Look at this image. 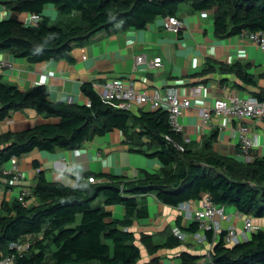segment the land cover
<instances>
[{
    "label": "trees",
    "instance_id": "obj_1",
    "mask_svg": "<svg viewBox=\"0 0 264 264\" xmlns=\"http://www.w3.org/2000/svg\"><path fill=\"white\" fill-rule=\"evenodd\" d=\"M20 15H39L35 25L17 18L0 20V48L8 50L30 64L71 60L72 45L87 40L117 24L125 28L146 29L158 18L178 17L183 4L194 13L214 11V34L219 39L240 37L243 33L264 31V0H0ZM48 6L59 13L56 20L46 15ZM238 75L254 84L241 67ZM90 103L69 104L50 100L47 90L37 86L22 91L0 82V122L14 112L32 106L58 123L37 125L19 133L0 135V173L12 159L35 150L47 153L75 151L114 130L126 136L133 133L139 140L147 138L156 150L146 154L161 164L160 173L129 180L100 175L104 183L85 181L75 174V186L49 183L41 174L33 188L32 198H14L0 205V252L14 254L16 264H147L142 263L141 249L129 229L135 219L148 217L146 201L154 195L171 207L197 203L208 196L216 206L232 207L243 215L264 219V157L250 162L223 157L211 148L194 151L182 135L175 133L168 113L133 112L118 109L105 102L91 84L82 86ZM264 101V91L258 97ZM139 128V131L135 130ZM184 146L179 151L168 141ZM96 180V177H92ZM104 197L102 204H95ZM121 206L122 219H116L107 208ZM178 228L185 231L178 220ZM189 233L202 231L192 222ZM221 235L214 244L212 261L204 264H264V229L249 240L233 247L224 244ZM212 242L213 232H207ZM31 238V239H30ZM30 239L28 248L18 252L12 245ZM151 237H145L150 242ZM182 242L170 235L161 246L175 249ZM182 264H197L201 257L183 253Z\"/></svg>",
    "mask_w": 264,
    "mask_h": 264
},
{
    "label": "crops",
    "instance_id": "obj_2",
    "mask_svg": "<svg viewBox=\"0 0 264 264\" xmlns=\"http://www.w3.org/2000/svg\"><path fill=\"white\" fill-rule=\"evenodd\" d=\"M46 15L53 21L59 17L53 6H48ZM214 11L192 12L190 5L183 4L178 14L183 22L179 34L169 32L164 27L165 18H158L144 30L125 28L120 24L103 30L87 40L72 45L71 60L30 64L18 58L8 50L0 48V61L8 65L0 68V82L16 86L22 91L43 86L50 100L66 102L73 99V104L85 105L89 102L82 93L84 84H91L100 94L104 85L114 79L131 80L138 89L165 91L167 88L178 89L182 97L189 95L193 87L202 85L201 96L192 100V107L182 117V137L194 151H203L211 141L212 150L223 157L237 158L247 162L240 153L239 138L235 136L238 124L225 118H212L204 123L200 110L210 109L216 99L235 96L238 98H258L264 91V52L241 37L219 39L214 34ZM30 15L12 12L4 2H0V20L17 18L28 23ZM145 56L148 60L161 57L165 63L163 68L152 69L147 64H137V58ZM245 73L254 84L245 82L238 75L237 68ZM153 113L150 105L135 112ZM59 119L49 118L32 106H27L0 122V135L19 133L37 125L58 123ZM242 125L249 127L253 134L259 136L261 148L251 151V158L264 156V122L244 120ZM139 131V128H135ZM156 150L150 146V140H139L133 133L126 136L114 130L103 137H95L81 149L75 151H58L56 153L38 150L19 159L8 162L0 173V183L9 190L7 201L21 197V191L30 192L43 174L49 183L75 186L74 175H85V181L96 177L98 183L106 178L100 175L125 177L129 180L144 178L148 174L161 171L158 160L148 157ZM17 166L23 173V181L16 184L8 172ZM96 183V182H94ZM100 197L95 204H102ZM146 201L148 217L135 219L127 230L134 233L136 243L141 249L142 263L147 264H182V254L188 253L201 257L203 261L208 252L213 251L214 244L205 242L198 244L192 237L182 242L175 249L160 248L152 252L154 247L163 245L167 237L174 235L178 228V220L185 229L192 220L180 207L162 204L154 195ZM193 204V203H191ZM194 207L198 204L194 203ZM116 219H122L125 210L121 206L107 208ZM227 220L221 222L223 230L234 226L237 230L243 227L241 213L232 207L225 208ZM258 229H264V219H255ZM145 237H151L145 242ZM31 239V238H30Z\"/></svg>",
    "mask_w": 264,
    "mask_h": 264
},
{
    "label": "built area",
    "instance_id": "obj_3",
    "mask_svg": "<svg viewBox=\"0 0 264 264\" xmlns=\"http://www.w3.org/2000/svg\"><path fill=\"white\" fill-rule=\"evenodd\" d=\"M41 21L39 15H30L28 24L35 25ZM164 27L167 31L174 34H179L183 27V22L179 17H167L165 18ZM245 41L259 48L264 52V31L249 33L245 32L240 36ZM137 64H147L152 69L163 68L165 63L161 57H156L152 60H148L145 56L137 58ZM8 64L0 61V68L7 66ZM204 86L199 85L193 87L190 93L186 97H182L178 89L167 88L165 91L161 89L149 90L138 89L136 85L127 79H114L108 81L103 90L100 92L102 99L113 104L118 109L137 112L140 109L150 105L153 110H163L168 113V121L172 127V130L177 134H183L182 117L185 113L191 109L192 100L201 96ZM73 99L69 100V104H73ZM90 106V103H88ZM204 123H208L214 118H225L235 121L238 126L235 128V136L239 138V150L240 153L247 159V162L252 160L251 151L259 149L262 146L258 135L253 134L249 127L242 125L244 120H253L264 122V101L258 98H238L235 96H228L221 99H216L210 109H202L199 111ZM168 141L175 144L176 148L184 152L183 145L175 143L170 136H166ZM264 157V156H263ZM8 175L12 176V181L19 184L23 181V173L17 166H14L13 170L8 172ZM90 183L96 182L93 178L89 179ZM30 192L26 190L21 191V199L23 204H26L24 198H26ZM9 190L3 183H0V205L7 201ZM194 204V203H193ZM191 203L182 205V210L185 212V218L195 221L200 225L202 231L197 233H185L179 229L174 231V235L181 241H186L189 237H192L198 244H204L208 241L207 232H213V241L219 242L221 235L226 232L227 234L223 238V242L227 246H235L241 242L250 239L253 233H256L258 228L255 225V220L250 215L241 214V221L243 227L241 230H237L234 226H231L225 230L222 228V221L227 220L225 215V206H216L208 196L204 197L201 201L197 202L198 206L194 207ZM216 217H221V222L216 221ZM12 248L21 252L28 248V244L12 245ZM14 254L5 256L0 252V264H16ZM212 261V252H208L206 258L203 261H198L197 264H204Z\"/></svg>",
    "mask_w": 264,
    "mask_h": 264
},
{
    "label": "rangeland",
    "instance_id": "obj_4",
    "mask_svg": "<svg viewBox=\"0 0 264 264\" xmlns=\"http://www.w3.org/2000/svg\"><path fill=\"white\" fill-rule=\"evenodd\" d=\"M29 240L30 239H27V240L23 241L22 244L25 245L26 243L30 242Z\"/></svg>",
    "mask_w": 264,
    "mask_h": 264
},
{
    "label": "water",
    "instance_id": "obj_5",
    "mask_svg": "<svg viewBox=\"0 0 264 264\" xmlns=\"http://www.w3.org/2000/svg\"><path fill=\"white\" fill-rule=\"evenodd\" d=\"M157 111V110H154V112ZM229 247H233V246H229Z\"/></svg>",
    "mask_w": 264,
    "mask_h": 264
}]
</instances>
